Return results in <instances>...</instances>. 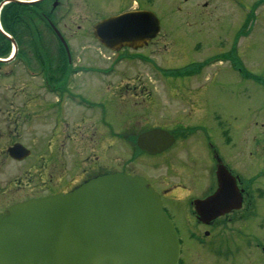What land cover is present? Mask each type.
<instances>
[{"label": "flooded vegetation", "instance_id": "1", "mask_svg": "<svg viewBox=\"0 0 264 264\" xmlns=\"http://www.w3.org/2000/svg\"><path fill=\"white\" fill-rule=\"evenodd\" d=\"M218 1L206 0L204 6ZM228 1L244 17L264 16V0ZM153 2L158 0H0V215L19 203L71 193L101 176H142L176 228L179 264H264V63L250 70L238 55V40L249 35V27H240L230 50L219 55L221 65L226 61L225 67L263 91L260 106H247L246 115L237 118L242 136L236 146L224 111L212 117L200 99L211 78L205 72L211 59L193 57L168 70L160 54L153 56L167 45ZM74 5L78 18L88 6L97 20L69 25ZM138 11L157 15L154 38L107 45L96 37L103 19ZM84 35L95 41H84ZM148 64L162 72L157 75L167 94L185 103L184 113L171 121L149 119L148 108H162L164 98L148 90L143 74L126 72ZM255 92L245 96L252 99ZM121 117L118 124L113 120ZM153 130L162 131L161 138L143 142V134ZM148 158L172 163V181L148 175ZM222 168L229 173L224 180L218 176ZM166 199L179 206L183 224L170 214Z\"/></svg>", "mask_w": 264, "mask_h": 264}, {"label": "water", "instance_id": "2", "mask_svg": "<svg viewBox=\"0 0 264 264\" xmlns=\"http://www.w3.org/2000/svg\"><path fill=\"white\" fill-rule=\"evenodd\" d=\"M159 30L154 12L138 11L103 19L95 35L107 45L130 44L150 40ZM161 132L143 134V142L161 138ZM226 175L224 168L218 172L220 180ZM179 258L176 228L142 176H101L71 193L19 203L0 215V264H179Z\"/></svg>", "mask_w": 264, "mask_h": 264}, {"label": "rangeland", "instance_id": "3", "mask_svg": "<svg viewBox=\"0 0 264 264\" xmlns=\"http://www.w3.org/2000/svg\"><path fill=\"white\" fill-rule=\"evenodd\" d=\"M205 1L188 0L184 2L183 0H158L157 4L155 2L150 3V6L157 10V13H159L162 19L163 34L161 39L163 43L167 44L153 56L160 54L159 58L163 61L162 67L168 70H173L176 67L184 65L192 60L193 57L198 61H204L207 58L211 59V65L205 68L206 75L211 76V78L206 80L204 86L206 88L200 91V99L208 105L207 114H211L212 117H214L216 112L221 113L224 111V115L228 121L229 136H231L237 146L242 136L237 127V118L238 116L243 117L246 115L245 110L247 106L248 108L260 106L263 102V91L260 88L256 89L250 82L243 81V78L236 71H230V68L225 67V64H227L226 61L221 65L219 55L230 50L232 43L235 42L234 39H236L238 29L242 26L246 27L247 25L249 27V35L238 40L240 42V53L238 55L250 70H252L251 67L255 66L256 63H264V16H257L254 19L252 17H244L239 11H236V8L232 6L233 3H230L228 0H219L211 8L204 6ZM78 8L77 5H74L70 9L72 11V17L67 18L69 25L76 26L81 24L82 21L83 25H92L97 20L96 17L88 15L90 13L87 12L90 9L88 6L87 8L83 7L82 18H78ZM106 11L103 14H106ZM221 11L225 14L223 15ZM68 36H70V33ZM84 36V41H95L92 35ZM48 40L54 41L55 39L48 35ZM72 41L76 40L72 39ZM183 46H185L186 50L181 51L182 56L181 52H178L179 48ZM184 57L188 58L183 61ZM156 68L155 65L148 64L134 69L129 68L130 70L126 69V72L143 74V83L147 85L148 90L154 96L157 95V97L161 93V96L164 98L165 104L162 108L155 105L152 109L148 108L151 105H147L148 112H153L147 114L149 119L153 122L157 120L162 121L163 119L165 121H171V116L183 112V109H185L183 104L185 103L177 97H173L171 95L172 93L167 94L166 82L163 81V83H160L161 79L157 75L162 72ZM168 70H165L163 73H166ZM195 83V85H199L198 82ZM168 85L170 84L168 83ZM172 88L174 89V87ZM161 89H163V92ZM249 91L251 94L257 91L255 92V97L253 95L252 99L245 96L246 92ZM122 118L119 120L114 118L113 120L118 124L123 121ZM216 128L215 132L220 133V129L218 127ZM248 133L250 132L247 131ZM128 152L131 153L132 150ZM229 153L230 150L228 148ZM131 155L134 157L133 152ZM126 156L127 152L123 150V154L120 157L124 159ZM136 160L135 163L138 165L140 158L137 157ZM155 161L149 158L147 159V165L149 167L147 174L153 176L156 174L166 175V182H171L172 163L167 164L169 162H163V160ZM13 168L10 167L8 170H12ZM164 204L170 214L183 224L184 220L179 214V206L175 205L171 199H166ZM191 252L204 253V250L193 249Z\"/></svg>", "mask_w": 264, "mask_h": 264}, {"label": "trees", "instance_id": "4", "mask_svg": "<svg viewBox=\"0 0 264 264\" xmlns=\"http://www.w3.org/2000/svg\"><path fill=\"white\" fill-rule=\"evenodd\" d=\"M246 27H247V25H246ZM40 40V39H39Z\"/></svg>", "mask_w": 264, "mask_h": 264}]
</instances>
